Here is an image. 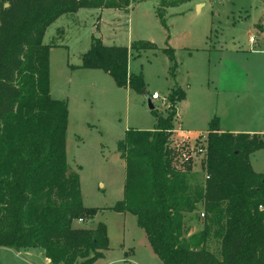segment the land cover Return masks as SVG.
Wrapping results in <instances>:
<instances>
[{"label": "trees", "instance_id": "1", "mask_svg": "<svg viewBox=\"0 0 264 264\" xmlns=\"http://www.w3.org/2000/svg\"><path fill=\"white\" fill-rule=\"evenodd\" d=\"M188 1L160 0L156 13L163 25L167 8ZM100 4L0 0V247L38 248L53 264H93L109 249L104 223L74 225L93 219L99 209L84 205L80 176L69 168V105L50 94L52 45L44 43L47 28L63 14L119 6L115 0ZM131 49L158 46L150 41L107 46L94 38L81 68L101 69L118 87L142 93L143 74L129 71ZM163 51L174 58L169 48ZM185 96L180 86L172 89L169 115L152 112L154 130L129 129L118 141L124 194L110 209L136 215L164 264H264V173L250 162L253 152L264 149V134L221 132L214 117L199 182L201 173L184 157L188 145L171 142L176 104ZM200 207L204 228L189 235L186 218ZM213 239L215 248L209 247Z\"/></svg>", "mask_w": 264, "mask_h": 264}, {"label": "rangeland", "instance_id": "2", "mask_svg": "<svg viewBox=\"0 0 264 264\" xmlns=\"http://www.w3.org/2000/svg\"><path fill=\"white\" fill-rule=\"evenodd\" d=\"M125 1L113 8L115 11L81 8L63 14L47 28L44 43L52 45L50 94L68 102L69 168L80 176L84 205L99 209L93 219H78L74 225L94 228L104 223L107 227L109 249L93 264H164L138 225L136 215L110 209L124 194L125 162L117 150L118 141L129 129L154 130L157 118L148 109L144 92L118 87L110 75L101 71L113 85L103 90L96 76L71 66L82 64L94 38H101L107 46L131 48L139 41L156 44V50L131 49L129 71L143 74L149 94H160L155 105L163 117L172 111L168 102L171 90L180 86L186 91V97L176 104V131L171 142L182 139L180 134L191 137L186 151L193 170L201 173L200 182L202 173H206L201 162L211 119L218 117L223 126L231 128L233 118L251 121L260 117L264 129V32L256 27L259 23L264 30V3L191 0L167 8L165 26L156 13L160 0ZM250 38L256 42L251 43ZM165 48L173 51L174 58L163 51ZM233 60L249 72L247 78L235 73ZM180 124L183 129L202 132L181 133ZM250 159L253 169L264 173V149L253 152ZM201 211L200 207L187 216L189 235L204 228ZM209 247H217V242L211 240ZM0 264L53 263L38 248L27 251L0 247Z\"/></svg>", "mask_w": 264, "mask_h": 264}, {"label": "crops", "instance_id": "3", "mask_svg": "<svg viewBox=\"0 0 264 264\" xmlns=\"http://www.w3.org/2000/svg\"><path fill=\"white\" fill-rule=\"evenodd\" d=\"M261 1L264 3L263 0H261ZM109 9L115 11V9H113V8H109ZM256 27H257V29L260 32H264V30L263 31L261 30L259 23H257ZM251 38H250V41H251ZM255 42H256V40H255ZM255 42L251 41V43H255ZM51 50H52V48H51ZM51 50H50V53H51ZM71 67H72L73 70H86V71H88V74L96 76L98 78V84H99L100 87L103 88V90L104 89L105 90L112 89V86H113L112 83H110V81H108L104 77L103 73L101 72L103 70H101V69H85V68H81V64L80 65H73ZM233 70L236 71L235 72L236 74H240V75L244 74V78H247L249 76V72H247V70L242 65L238 64L237 62H235V60H233ZM103 72L106 75H109L105 71H103ZM101 91H102V89H101ZM185 93H186V91H185ZM239 118L237 120H235L233 118V127H231V128H226L225 126H223L222 125V121L220 120L219 121V123H220V131L221 132L228 131V132H233V133L264 134V129L261 128V125H262L263 122H262L260 117H256L255 119L253 118V119H251V121H248L249 118L248 119H246L245 117H243V118L239 117ZM178 131L181 132V133H188V134L202 132L201 130L192 131V130H188V129H183L181 127V124L179 126V130ZM187 131H189V132H187ZM250 162H251V159H250ZM251 164H252V162H251ZM120 213H122V212H120ZM31 249H36V248H29V249H25V250L29 251ZM104 255H105V252H104Z\"/></svg>", "mask_w": 264, "mask_h": 264}, {"label": "built area", "instance_id": "4", "mask_svg": "<svg viewBox=\"0 0 264 264\" xmlns=\"http://www.w3.org/2000/svg\"><path fill=\"white\" fill-rule=\"evenodd\" d=\"M251 41L254 42V39H251ZM151 97H152V100H153L154 103H155L157 100L160 99V94H159L157 91H155V92H153V93L151 94ZM174 131H176V130H174ZM187 134H188V133H187ZM180 136H182V139H180L179 141H176L175 144H178L179 147H181L182 145H183V146H185V145H189L188 142H189V140H190L191 137H189L188 135H184V134H180ZM183 136H184V137H183ZM200 152H203V148H200ZM184 157H185V159H189V156L187 155V153L184 154ZM202 215L204 216V214H202ZM80 220H82V219H80Z\"/></svg>", "mask_w": 264, "mask_h": 264}, {"label": "water", "instance_id": "5", "mask_svg": "<svg viewBox=\"0 0 264 264\" xmlns=\"http://www.w3.org/2000/svg\"><path fill=\"white\" fill-rule=\"evenodd\" d=\"M6 6H8V4H6ZM200 7H201V5L199 4L198 8H200ZM144 97H145V101H146L148 109L151 112L155 111L156 110V105H155L154 101L152 100L151 94H149V93L144 91Z\"/></svg>", "mask_w": 264, "mask_h": 264}]
</instances>
